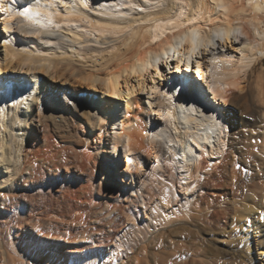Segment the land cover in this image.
<instances>
[{
    "label": "bare ground",
    "instance_id": "bare-ground-1",
    "mask_svg": "<svg viewBox=\"0 0 264 264\" xmlns=\"http://www.w3.org/2000/svg\"><path fill=\"white\" fill-rule=\"evenodd\" d=\"M249 1H251L248 2L250 3V8H246L244 0H60L64 5H60L59 9L51 5L55 4L54 0H0V8L2 9V13L4 11L5 15L2 21L4 29L11 28L15 24V30L20 37L18 43L21 46H27L31 35L37 34L38 36L36 39L42 40L46 47L52 44V46H58L65 50L67 46L72 47V45L80 44L83 49L88 48V50L91 49L92 51L109 47H116L118 51L112 54L113 57H115V65L110 70H108L107 67L106 69L108 71L105 73L103 72V74L93 73L95 71L90 72L91 69L90 71H86L83 69V66H80L83 68H79L73 66L71 63L57 62L50 57L37 58L33 55V50L19 51L13 54L14 58L10 57L11 55H9L8 52L6 53L5 63H2V60L0 61L1 203L6 204L8 201L12 202L15 196L18 195L16 193H9L15 188L16 185L14 186V184L18 182V179L20 180L24 177H26L24 179H28L33 175L36 168L35 162L34 166L31 164L32 160L39 161L42 165L46 163L47 165L45 166L50 167V164L54 165L56 160L55 159L53 163L50 156L56 155L53 153L55 150L57 152L61 151V149L57 150L54 145L53 152L52 148V150L47 151L49 140L51 139V137L48 139L49 134H51L48 130L52 126L48 129V124L44 123L41 124V126L32 128V131L28 129L29 118L31 116L35 118L33 115L34 113L28 112V110L29 107L31 110V102L37 100V96L35 95L37 88H39L42 83L46 85L50 83L49 81L45 82L43 76H39L37 72L32 71L38 67L46 70L50 69L49 71L60 74L59 76L62 78H65L64 76L69 73L70 76L83 80L87 82L88 85L97 87L101 89L103 93H107L96 105L92 102V96L90 98L89 96L81 98L84 100V104L79 108V124L81 123L80 125L84 126L83 128L86 130L84 133L88 135V137H92L93 141L96 138L95 142L97 144L93 146L95 151H92L94 154L96 153L98 158L101 157L99 155L103 152L101 149L102 144L105 146L112 145V150L109 151V154L114 156L117 155V158L114 159L110 156L107 162L117 169L121 167L120 170L123 173V178L120 179L121 184L118 185L116 189L117 197L115 198L117 199L123 196V200L126 201L138 198V201L139 199L141 200V206H139L142 207L144 211L148 212L150 209L149 203L154 198V195L156 196L155 193L158 190L161 192L159 187L163 184H168V188L165 189L167 190L168 196L174 201L179 200L181 205L187 204L189 203V199L195 197L197 194L198 185L201 183L203 184L202 178H212V175H214L217 170L222 172H216V174L219 175L218 178L230 177L226 166L227 161L224 162V160L228 158L230 151L237 152L238 154L234 169L231 172L232 182L234 181L240 184L244 181L247 172L242 170L238 172L236 164L242 163L245 166V163L249 161V159L253 160L252 165L254 166L253 172L249 173L250 177L256 179L258 175L261 176V166L256 163L257 161L254 159L258 154L253 152L254 149L252 150V143H250L254 134L252 131H250L252 133L243 131L242 127L247 125L254 126V132L259 134L264 144V123L249 119L248 116L252 113V109L248 105L250 102L247 104L248 100L245 101L246 104H240L242 99L247 98L246 95L248 91H252L251 93L253 94L254 89L257 102L259 101L258 103L264 106V77L263 80H261V77H258L259 80L253 87L246 81H249V77L254 72L255 66L258 62H261L264 57V10L260 11V13L256 12L264 8V0ZM89 4H92V6H89ZM57 5L59 6V4ZM85 5H87V7H85ZM29 7L39 11L41 15L22 16L21 13L23 10ZM62 8L64 11H61ZM141 10H145L146 12H142ZM49 13H51V23L48 22ZM235 20L243 21L244 33L247 35V38L251 40L253 38L257 41V45L245 44L243 49L241 48L239 56L233 55L232 51H227V46L233 43L231 39L233 33L231 34V30L233 29ZM141 21H147V23L142 25L138 23L135 25V23ZM249 23L253 25L254 33H252V30L248 27ZM65 26L69 28L67 29ZM74 26L80 28L82 33L92 35L94 39H91V37H84L81 32L73 30L72 27ZM54 27L66 29L72 33V36L68 37L66 34L55 30ZM90 41H94L97 45H88L87 47ZM98 45L104 46L100 47ZM121 45H123L122 50L120 49ZM66 56H68V54ZM173 57H175L174 60L178 62L181 60L183 62L185 58L188 61L185 64V69H182V76L180 77V75L177 76V74H175L174 76H169L171 78L169 82L167 81L168 77H166V81L164 82L159 81L153 83L149 87L147 86L150 92H146L153 97L152 102L149 100L151 104L153 103V108L146 107L143 105L145 101H143L141 93L139 92L140 89L141 91L144 90V81L137 80L138 85L141 84V88L136 93L135 89L138 86L135 88V85L132 83L131 86H128L131 77L136 78L141 75L143 76L151 67H155L160 75L163 73L161 64L167 62L169 58L173 60ZM171 63L173 65V62ZM189 67L190 71L187 73ZM193 67L196 69V71L194 70V74ZM262 67L264 70L263 63ZM28 70L32 71V77L30 78H33V81L31 83H29L30 81L25 77L21 76V74L15 73L17 71L26 72ZM263 70L259 73H262L264 76ZM10 71L14 72L16 76H10ZM62 80L63 79H61V82H64ZM76 80L77 79L74 81L76 82ZM201 80L203 82H201ZM243 80L246 84L240 86ZM123 84H125V87ZM74 87L75 85L72 89H74ZM29 89L32 90V94L28 93ZM99 89L98 91H100ZM63 90L65 91L66 88ZM64 95L65 98L68 99L66 93ZM259 106L263 107L261 105ZM70 107L73 108V105ZM134 108H136V112L133 114L132 110H134ZM35 114L37 113L35 112ZM52 124L54 123H51V125ZM79 124L78 127L81 128L82 126H79ZM236 128H240V130L238 131ZM62 129L64 131V128ZM69 129L67 130L69 131ZM96 129L98 130L97 137L95 136ZM104 129H106V132H104ZM56 130L58 132V129ZM81 131L83 132L84 129H81ZM28 133L30 136H33L32 139L35 140L34 142L37 141V137H39L37 142H41L39 152L32 153L30 159L25 158L27 154H23L25 149H27ZM76 133L78 134L77 130L75 134ZM55 134L56 133H54V135ZM72 136L74 137V135ZM72 136L69 138H72ZM238 136H245L246 139L237 140ZM74 139L76 138L74 137ZM53 140L51 139V141ZM60 140L62 141V139ZM80 140H82V138H80ZM57 142L56 140L55 143ZM75 142L77 143L78 141ZM86 142L88 143V141ZM37 144L40 145L39 143ZM52 144L51 147H53ZM58 144L60 143L58 142L57 145ZM38 145H35L37 146L36 149H38ZM63 145H65V143ZM58 146L61 148V144ZM86 149L87 151L91 150L90 148L88 149L87 146ZM122 149L126 156V163L120 159V157H122ZM49 152L51 154H49ZM74 152L76 153L75 148ZM21 154L24 155L22 158ZM62 154L64 156V153ZM78 154L82 155L80 152H78ZM85 156L88 159L91 155L86 154ZM80 157L82 158V156ZM74 158H76V156ZM76 165L74 166L76 167ZM149 165L150 168H147ZM52 168L50 170H52ZM67 168L65 170H67ZM107 168L106 165L102 166L104 177L107 174ZM44 169L47 168L45 167ZM57 171L59 170L57 169ZM23 172L26 174L24 175ZM166 179H168V181ZM30 180L33 181L34 178L33 180L30 178ZM25 184L27 183L25 182ZM242 185L245 198L255 201L258 193L264 198V183L262 186L255 183V187L251 189L247 188L245 183H242ZM159 191L157 193H159ZM165 199L167 198L165 197ZM247 204L248 203L242 204L240 209H235V214L237 216L239 215V217L252 216L255 218V222H253V231L257 237L256 246H258V256L260 260L253 264H264V219H262L259 214L263 211L259 212V210L253 209L255 205L252 207ZM128 205H130V203ZM103 206L105 207L106 204H103ZM135 206L136 205H134L133 209L137 210ZM2 208L6 207L3 206ZM100 208L98 210L101 211ZM120 209H122V207ZM139 210L141 209L139 208ZM138 212L137 214L139 215ZM100 213H102V211ZM105 221H107V219H105ZM111 222L113 221L111 220ZM28 223L27 225L32 224ZM107 223H109V220ZM22 226L24 225L22 224L21 227ZM33 226L31 225L29 229H23L22 243L23 246L31 249L34 259H39L46 255L49 259L62 258L61 260H63L62 256H58L52 252L53 248L51 247H53V245L48 244L47 239L45 240L40 234L34 233ZM62 238L64 237H58L57 240H64ZM3 241L5 240L3 239ZM133 242H136V240L134 239ZM11 244L13 245L12 241ZM101 244L102 242H100V245ZM111 250L113 257L116 253L115 250ZM104 251L102 247L100 248L97 245H94L90 250L81 247V249L73 252L69 251L71 253H67L66 259L72 258L71 264H101V262H105V259L108 260V258H110ZM4 252L6 254V250ZM145 255H143V257H145ZM166 257L173 259L175 256L172 254ZM10 260L12 261L11 258ZM139 260L140 259H138L137 262H139Z\"/></svg>",
    "mask_w": 264,
    "mask_h": 264
},
{
    "label": "rangeland",
    "instance_id": "rangeland-1",
    "mask_svg": "<svg viewBox=\"0 0 264 264\" xmlns=\"http://www.w3.org/2000/svg\"><path fill=\"white\" fill-rule=\"evenodd\" d=\"M54 1H55V4H51V5L52 6L54 5L55 7H58L59 9H60V5H64L63 3L60 2V0H54ZM244 2H245L246 8H250V3L248 2H251V1L244 0ZM57 4H59V6ZM89 6H92V4H89ZM62 10L63 8L61 9V11ZM263 10L264 8L257 10L256 12L260 13V11H263ZM141 11L146 12L145 10H141ZM4 16H5L4 11L2 13V9L0 8V61L2 60L1 61L2 63H5L7 52L9 53V55H11L10 57L14 58L13 54H16L19 51L21 52V51H27V50L32 51L33 50L32 53L37 58L50 57V58H53V60L57 62L61 61L63 63L64 62L71 63L75 67H79V68L84 67L83 69H85L86 71H90L91 69L90 72L95 71L93 73H98V74L100 73L103 74V72L105 73L106 71L112 69L113 66L115 65V57H113L112 54L114 52H118L116 50V47L115 48L109 47L105 49H95L92 51L91 49L88 50V48L87 49L85 48L86 50L83 49L82 45L80 44H75V45H72V47H69V46L65 47V50H64V48H59L58 46H54V45L52 46V44H50L49 47L44 46V43L42 40L36 39V37L38 36L37 34L31 35L29 39L30 43L28 42L27 46H21L18 43V41H20V37L15 30L16 25L14 24L11 28H7L6 29L7 31L4 29V26L2 23ZM138 23H141L142 25V24L147 23V21L137 22L135 23V25ZM248 27H250V29L252 30V33H254L253 25L249 23ZM65 28L68 29L69 27L65 26ZM54 29L60 31L61 33L66 34L68 37L72 36V33L66 29H60L57 27H54ZM72 29L77 32H81L80 28H77L75 26L72 27ZM6 32H8L9 34ZM81 34H83L84 37H91V39H94L92 35H88L82 32ZM231 34H232L231 39L233 43H231L232 45L229 44L227 46V51H232L233 55L235 56L240 55V50L241 48L243 49V46L245 44L257 45V41L255 39L253 38L252 40L248 39L247 35L244 33V22L243 21H240V20L234 21ZM88 45L94 46L97 44L94 41H90L87 44V47ZM98 46L101 47L104 45H98ZM120 49L121 50L123 49V45L120 46ZM67 54L68 56H66ZM57 58L61 60H58ZM167 62L161 64L163 73H161L160 75H159V72H157V70L155 69V67H151L149 71H147V73L143 74L144 77L142 75L136 78L131 77L128 83V86H131L132 84L135 85V88L138 86L135 89L137 93L139 89L141 88V84L138 85L137 80L144 81V90H143L144 93L143 91H141V89L139 92L141 93L143 101H145V104L143 105H145L146 107L150 108L153 106V103L151 104L149 101L151 100L152 102L153 97L152 95H149L147 93V92H150V89L148 87L152 85L153 83H156L159 81H163V82L166 81L165 79L166 77H168L167 81H169L170 79L169 78L170 73H169V70L167 69L168 68ZM262 63L264 64V57H263V60L261 62H258L257 65L255 66L254 72L249 77V81L246 80L249 84L252 85V87L259 80L258 77H261L262 78L261 80H263V77H264L263 74L259 73L261 72V70H263ZM174 64H176V61L175 62L173 61V65ZM80 66H83V67H80ZM195 66H196V63H195ZM182 69H185V66L182 67ZM49 70L42 69L39 67L37 69L35 68L34 70H32V71L37 72L39 76H43V80L45 82L49 81L50 83L49 85L42 83L41 84L42 88L41 86L37 88V92L35 93V95L37 96L36 97L37 100H33L31 102L32 104L31 110H30V107L28 110V112L30 111L34 113L33 115L35 118H32L33 116L29 118L30 121H29L28 129L32 131V128L41 126V124H44V123L48 124V129L52 126L48 130L51 132V134H49L48 132L49 134L48 139H50L51 137V139L52 140L54 139V140L53 141H51V139L49 140L50 142L48 144V147L50 146L49 147L50 149L47 147V151L52 150L54 146H56L55 148H57V150L61 149V151L57 152L56 150L54 151V149L52 150V152L54 151L53 153L56 154L57 156L56 155L50 156L51 159L53 160V163H54V160L56 159L54 165L50 164V167L45 166L47 165L46 163L45 165H42L39 161L32 160L31 164L34 166V162H35L36 169L34 170V173L32 175L33 177L31 176L30 178H32V180L34 178V180L31 181L30 178L24 179L26 177L20 180L18 179V182L14 184V186L15 185L16 186L14 189H12L13 191L9 192L11 194L12 193L18 194L15 196V199L12 200V202L8 201L6 204H2L1 203L2 201H0V232H1L0 233V252H1L0 254L2 255V256L0 255L1 256L0 258H2L0 259V264H71L72 258L66 259L67 253L70 254L71 252L75 250L81 249V247H84L86 249L88 248L90 250L92 249L94 245H97L100 248L102 247L103 250H105L104 251L105 254H108L110 257L108 258V260L105 259V262L104 261L101 262V264H253L254 262L260 260L258 256V246H256L257 237L255 236V233L253 231L254 230L253 222H255L254 221L255 218L252 216H249V217L243 216L244 217L243 218L235 214V209H240L242 207V204L248 203L252 207L253 205H255L253 209H257V211L259 210V212L263 211L259 214L261 215L262 219H264V198L258 193L257 194L258 197L256 196L255 198L256 200L253 201L251 199L245 198L243 195V191H242V186L244 185V184L242 185V183H245V185L249 189L254 188L255 183L260 184V186H262L264 183V159H263L264 158V151H263L264 144L259 134L254 132V129H255L254 126L247 125L245 127H242V130L248 133L253 132L254 134L253 139L251 138L250 140V143H252L251 144L252 150L254 149L253 152L255 154H258L256 158L254 157V159L257 161L255 162L260 164L261 166V172H262L260 173L261 176L258 175L256 179H253V177L252 178L250 177L249 173L253 172L254 166L252 165L253 160L249 159V161L246 162L248 164L245 163V166L242 163L236 164L237 165L236 168L238 167L237 168L238 172H241V170L247 172V176L244 179V181L241 182L240 184L235 183L234 181L232 182L231 172L234 169L235 160H237L238 154L237 152L230 151L228 158L224 160V162L227 161L226 166L229 172V176H230L229 178H225V177L218 178L219 175L216 174V172L222 173L220 170H217L215 172L216 175L215 174L212 175V178L211 177L210 178L208 177L205 179L202 178L204 185L202 183H201L202 185L201 184L198 185L197 194L195 195V197L190 198L189 203L183 204V205H181L179 200L174 201L168 196L167 190H165L166 188H168V184H165V185L163 184L162 185L163 187L162 186L159 187L161 192L158 190L159 193H157L158 192L157 191L155 193L156 196L154 195V198L152 197L153 199L150 198L152 199V201L150 203L148 202L150 205L149 206L150 209L147 212V211H144L142 207H140L141 200L139 199L138 201V198L131 199V201L123 200L124 196L119 199L115 198L117 197L116 189L118 185L121 184L120 179L123 178L122 177L123 173L120 170L121 167L120 169H117L116 167L108 164L107 160L110 156L116 159L117 155L114 156L112 154H109V151L112 150L111 149L112 145L105 146L104 144H102L101 149L103 150V152H101V155H99L101 157L98 158L96 153L94 154L93 152L95 151L93 146L97 144L95 142L96 138L93 141L92 137H88V135L84 133L86 132L85 128H83L84 126L80 125L81 123L79 124V120H80L79 108L81 105L84 104V100L81 98L85 96H89L90 98L92 96L91 97L92 102L93 104L96 105V103L99 100H102L103 96L106 95L107 93H103V91L97 87L88 85L87 82L83 80H79L78 78H75L74 76L73 77L70 76L69 73H67L69 77L65 73L66 75L64 76L65 78H62L61 76H59L60 74L58 73L56 74L55 72L52 73ZM173 70L177 71L178 69H173ZM194 70L196 71V69H194L193 67V74H194ZM32 71L31 70L30 71L28 70L26 72L17 71L15 73L21 74V76L25 77L28 81H30L29 83H31L33 81V78H30L32 77ZM15 73L10 71L9 75L11 74L10 76L12 75L16 76ZM263 73H264V70H263ZM195 76H196V73H195ZM61 79H63L62 81L64 82H61ZM75 79H77L76 82L74 81ZM201 82L203 81L201 80ZM245 84L246 82L243 80L240 86H243ZM74 85L75 87L74 89H72ZM123 86L125 87V84H123ZM64 88H66L65 91L63 90ZM98 89L100 91H98ZM29 90H28V93L32 94V90L30 91ZM254 91L255 90L253 89V94L251 93L252 91H248L246 95L248 99L247 98L242 99L241 100L242 102H240V104H243L245 103V101L248 100L247 104L250 102V104L248 105L252 109L251 110L252 113L248 116L249 119L256 120L259 123H264V109H263L264 106L263 104H259L258 103L259 101L257 102V97L255 95L256 93H254ZM65 93L68 99L65 98V95H64ZM258 104L263 107H260ZM68 105L70 106L73 105V108ZM135 109L136 108L132 110L133 114L136 112ZM35 112L37 114H35ZM57 117L58 118L60 117V118L58 119ZM51 123H54L55 125L54 124L51 125ZM78 124L79 126H82V127L81 128L78 127ZM68 126L70 127V129ZM62 128H64V131ZM56 129H58L59 134ZM67 129H69V131ZM81 129H84V131L82 132ZM74 130L75 132L77 130L78 134L77 133L75 134ZM236 130L239 131L240 128H236ZM96 131H95V136L97 137L98 130L96 129ZM104 132H106V129H104ZM54 133L56 134L54 135ZM72 135H74L76 139H74ZM71 136L72 138H69ZM85 136L87 137V140ZM32 137L33 136H30L29 133L27 134V140H28L27 146H26L27 149H25V152L23 153L25 155L27 154L25 156V158L27 159L31 158L32 153L39 152L41 148V144H40L41 142L40 141L37 142L39 140V137H37L36 142L39 143L40 145L34 142L35 140L32 139ZM59 138L62 139V141ZM80 138H82V140H80ZM69 139H71L73 142ZM240 139L245 140L246 137L238 136L237 140H240ZM56 140L61 144L60 146L61 148H59L58 146L60 144L57 145L58 142L55 143ZM75 141H78L77 142L78 144ZM86 141H88V143ZM64 143L65 145H63ZM51 144L52 146L53 145L54 146L51 147ZM35 145H38V149H36L37 146ZM71 146L72 147L75 146L74 148L76 150V153L74 152V148H72ZM86 146L88 149L89 148L91 149V150H88L89 152L87 151ZM66 148L67 149L69 148L70 150L69 149L67 150ZM121 151H122V157H120V159L123 160L124 163H126V156L123 152V149ZM78 152H80V154L82 153V155H79ZM62 153H64V156ZM23 154H21L22 155L21 158L24 156ZM49 154L51 153L49 152ZM49 154L47 153L48 156ZM86 154H90L91 155L90 158L87 159V157L85 156ZM75 156L76 158H74ZM80 156H82V158ZM92 157L94 160L92 159ZM77 158H79L80 160ZM75 162L77 163V165ZM74 165H76V167ZM103 165H106L108 167L107 168L108 171L105 177H104V172L102 170ZM45 167L47 169H44ZM51 168L52 170H50ZM66 168L67 170H65ZM147 168H150V165ZM57 169L60 172L57 171ZM25 174L26 173H24V175ZM166 180L168 181V179ZM25 182L27 184H25ZM238 190H239V193H238ZM157 194H158V197H157ZM165 197L167 199H165ZM158 198L159 200L160 199L161 200L159 201ZM154 199L157 201H155ZM115 201H117L118 203ZM129 203L131 206L128 205ZM160 203L163 205H161ZM103 204H106L105 207L107 208H105ZM118 204H119V207L122 205L121 206L122 209H120L121 207L120 208L118 207ZM134 205H136L135 207L137 210L133 209ZM3 206H5L6 208H2ZM154 206H157V207H154ZM100 207H102L103 210ZM99 208L101 209L102 213H100L101 211L98 210ZM139 208L141 210H139ZM121 210L124 215L122 214ZM119 211L121 214L119 213ZM137 212L139 213V215L137 214ZM101 217H104V218H101ZM105 219H107V221L109 220V223H107ZM111 220L113 222H111ZM27 221L28 222L32 221L30 222L32 224L28 223ZM27 223L30 225H27ZM22 224L24 226L21 227ZM31 225L35 226V227L33 226L34 233L40 234L41 236L44 237L45 240L47 239L48 244L53 245V247H51L53 248L52 252L58 256H62L63 260H61L62 258L61 259L59 258L49 259L46 257V255L42 256V258L34 259V256H32L31 249L30 248L28 249L26 246H23V243H22V234L24 231L23 229H29ZM58 237H64L62 238L64 240H57ZM3 239L5 241H3ZM134 239L136 240V242H133ZM11 241L13 242V245L11 244ZM100 242H102L101 245H100ZM144 245H145V248H144ZM111 249L115 250V253L117 254V255L116 254L114 255L115 258L114 256L112 257ZM5 250H6V254L4 252ZM144 252L146 253V255ZM140 253L142 254V256ZM172 254L175 256L173 259H169L168 257H166ZM6 255H7V258H6ZM143 255H145V257H143ZM10 258L12 259V261L10 260ZM7 259L10 261H8ZM138 259H140L139 262H137Z\"/></svg>",
    "mask_w": 264,
    "mask_h": 264
},
{
    "label": "snow or ice",
    "instance_id": "snow-or-ice-1",
    "mask_svg": "<svg viewBox=\"0 0 264 264\" xmlns=\"http://www.w3.org/2000/svg\"><path fill=\"white\" fill-rule=\"evenodd\" d=\"M87 7V5H85ZM22 16L32 15V16H40L41 13L37 10H34L32 8H25L23 12L21 13ZM48 22L51 23V13L48 14Z\"/></svg>",
    "mask_w": 264,
    "mask_h": 264
}]
</instances>
